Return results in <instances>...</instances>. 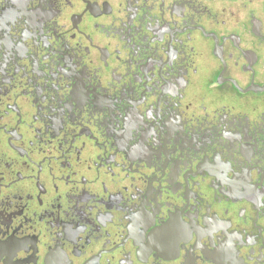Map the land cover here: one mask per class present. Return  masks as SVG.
Masks as SVG:
<instances>
[{
    "label": "flooded vegetation",
    "instance_id": "1",
    "mask_svg": "<svg viewBox=\"0 0 264 264\" xmlns=\"http://www.w3.org/2000/svg\"><path fill=\"white\" fill-rule=\"evenodd\" d=\"M0 264H264V0H0Z\"/></svg>",
    "mask_w": 264,
    "mask_h": 264
}]
</instances>
